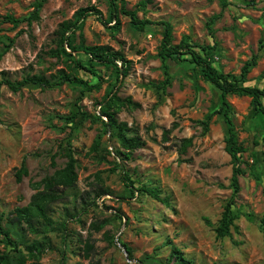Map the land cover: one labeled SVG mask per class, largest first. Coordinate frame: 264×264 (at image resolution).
Wrapping results in <instances>:
<instances>
[{"label":"rangeland","instance_id":"1","mask_svg":"<svg viewBox=\"0 0 264 264\" xmlns=\"http://www.w3.org/2000/svg\"><path fill=\"white\" fill-rule=\"evenodd\" d=\"M143 0H127L141 19L169 21L174 43L187 39L225 75H240L244 64L258 56L245 86L264 91V0H152L142 10ZM42 3L32 27L0 22V81L4 75L21 81L27 75L50 77L66 69L48 53L56 47V33L64 21L74 19L83 8L95 7L109 16L108 0H0V16L28 18ZM215 15L220 18L210 23ZM105 26L97 16L85 21L89 46H107L131 61V70L119 83L111 69L95 67L102 78L98 91L81 94L82 88L65 84L54 89L27 85L13 93L3 87L0 97V252H10L3 231L19 244L26 264H174L173 247L192 264H264V116L256 112L248 96L228 95L242 154L240 191L231 187L232 159L225 151L228 125L215 114L222 106L221 93L202 76V68L190 57L169 62L172 82L166 80L159 48L163 28L135 30L130 19ZM13 40V43H12ZM84 61L88 58L81 57ZM80 77L99 80L88 73ZM140 105L118 115L129 136L145 141L130 160L116 158L119 145L94 116L108 91ZM264 102V100H263ZM79 116L72 121L68 118ZM105 120V119H104ZM100 137V146L92 150ZM191 140L185 150L184 140ZM257 141V144L255 143ZM71 149L77 161L78 182L60 188L61 199L48 212L51 223L33 220L34 229L21 221L17 208L29 205L36 191L31 185L65 167L64 150ZM106 150L112 151L109 155ZM26 159L27 175L16 174ZM150 185L168 199L163 205L127 187ZM134 194H133V193ZM237 216L232 236L219 239L217 228L228 202ZM94 225H102L96 231ZM111 240H114L112 242ZM132 250L129 259L123 246ZM34 242L44 245L42 254L27 255ZM87 245L92 247L86 257ZM18 251L11 255L17 257ZM13 264H16L14 260Z\"/></svg>","mask_w":264,"mask_h":264},{"label":"trees","instance_id":"2","mask_svg":"<svg viewBox=\"0 0 264 264\" xmlns=\"http://www.w3.org/2000/svg\"><path fill=\"white\" fill-rule=\"evenodd\" d=\"M108 1L110 13L106 20H104L103 14L100 10L91 7L78 10L74 15V19L64 21L59 25L55 40L56 47L48 54L52 58L62 61L66 69L59 70L56 74H52L50 77H47L45 74L27 75L21 81H13L4 75L0 81V97L3 87H7L13 93H19L27 85H37L45 90L54 89L65 84H75L82 88L81 94L98 91L102 87L103 80L95 67V62L106 69H111L116 77L117 83H119L120 78H126L131 70V61H129L122 52L107 46H89L86 44V39L84 37L85 21L92 15L97 16L98 20L105 26H108L113 22L116 24L120 23L119 16L125 15L130 19L131 26L139 32H145L150 26H160L163 28V39L160 44L158 55L163 62L166 80L161 84H158L157 87L165 90L166 86L170 85L172 82L169 62L181 61L183 56H188L190 57L189 61L191 63L202 68L203 78L220 91L222 106L214 113L221 115L224 122L228 125L227 137L225 139V151L232 159L233 168L231 187L233 188L234 196L237 195L240 191L239 177L243 174L240 167L241 157L246 149L239 141L238 131L232 118V105L227 97L230 94L250 97L256 112L264 116V91L258 87L245 86L252 67L257 65L258 56H253L251 60L244 64L240 75H225L219 72L205 56L196 50V48H201L202 51L206 52L213 48H210L209 46H196L187 41L186 38L182 39L180 43L175 44L174 27L171 22L164 20L152 21L146 18L141 19L138 16V10H130L127 8V0ZM151 2L152 0H143L139 5L141 9L144 10ZM41 7L42 3L37 4L35 12H33L28 18L17 19L12 15H7L4 17L0 16V22H8L15 26L27 22L28 27H32L33 21H36L39 17L38 13ZM219 18V15H215L210 23H215ZM10 47V45L6 47L5 51L0 54V58L9 51ZM81 57H86L88 60L84 61ZM81 71L90 74L99 81L96 83H90L87 79L80 77ZM99 105V113L96 114L94 118L103 123L107 131L111 133L112 138L118 143L119 149L116 150V158L122 161L130 160L136 150L142 149L145 146V141L138 136H129V128L127 124L120 122L118 115L125 108L136 109L140 107V105L133 102L130 97L125 99L121 98L117 93H114L113 90L108 91L105 94L104 99ZM73 116L74 117L68 118V121L74 120L79 116V113L77 112ZM255 143L258 145L257 141H255ZM100 144L99 137L95 141L92 150L96 151ZM190 145L191 140H184V150ZM106 151L109 155L113 154L112 151ZM64 152L68 159L65 167L56 170L52 175L46 176L40 182L32 184V189L36 191L32 201L28 206L16 209L18 218L25 222L32 231H36L33 225V220L35 218H40L51 223L47 212L53 203L61 199L58 190L60 188H73L78 182V174L76 171L77 161L73 156V152L71 149H66ZM24 175H27L25 158L22 161L20 170L16 174L17 181L21 182ZM124 181L126 182L127 187L131 188L134 193L136 192L141 195H147L163 205L169 204L167 198L163 199L160 197L159 188L150 185H141L134 188L135 182L132 181V178L128 173L124 174ZM236 219L237 216L232 211V200H230L225 207L217 228L215 229L217 238L224 239L226 237H231V231L235 225ZM260 221L264 236V215ZM94 228L96 231H100L103 226L94 225ZM3 233L6 237L4 243L6 246H11L13 250L10 252H0V264H13L14 260L16 261V264H26L28 257L21 254L18 248L19 244L12 241L8 231H3ZM111 241L114 242V240ZM118 242L125 249L129 259H131L132 250L120 240H118ZM87 247L89 251L87 250L86 257H88L90 250H92L90 245H87ZM26 249L29 258L35 257L34 253L42 254L45 251L43 243L40 242H34L32 245L27 246ZM14 250L20 252V255L17 257L12 256L11 252ZM170 260L174 264H192V261L187 259L181 250L175 246L172 249Z\"/></svg>","mask_w":264,"mask_h":264}]
</instances>
